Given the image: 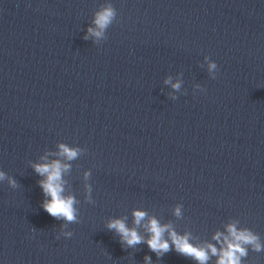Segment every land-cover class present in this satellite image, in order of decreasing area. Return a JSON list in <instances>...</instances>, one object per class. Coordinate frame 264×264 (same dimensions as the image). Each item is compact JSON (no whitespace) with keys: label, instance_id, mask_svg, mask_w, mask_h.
I'll return each mask as SVG.
<instances>
[{"label":"clouds","instance_id":"1","mask_svg":"<svg viewBox=\"0 0 264 264\" xmlns=\"http://www.w3.org/2000/svg\"><path fill=\"white\" fill-rule=\"evenodd\" d=\"M116 9L111 5L101 8L94 14L93 23L95 28L89 27L84 39H88L89 35L96 38H102L104 31L112 25L116 19ZM208 59V57H205ZM217 64L215 62L209 63V71L215 70ZM165 83H170V79ZM172 87L179 90L180 83L172 84ZM59 153L57 155L65 157L67 160H73L77 157L79 149L69 148L65 144H59ZM33 169L37 174L44 177L39 181V185L47 199L43 202V210L51 217L58 221H65L61 228L66 227L67 224L78 223V212L74 207L76 200L73 196L64 195V187L62 174L67 171L69 165L61 163L59 160H54L50 163L33 164ZM87 176V173H86ZM8 179L9 185L13 188L18 187L17 182L11 177H6L3 171H0V181ZM147 213L140 210L133 211V223L136 226H141V222L145 220ZM175 215H180V208L175 209ZM145 230L149 233V238L145 240L136 230L135 227L129 228L123 219H112L108 222L107 228L114 230L121 238V244H126L128 247H134L140 243H146L149 249L155 252L158 256L171 250H175L184 255L190 256L197 260L199 264H206L209 259V252L212 255H218L217 264H241V257L247 256V247L252 246L253 250L260 252L264 250V245H261L259 237L253 234L250 230H237L235 225H228L227 231L229 236L224 237V247L217 250L211 244L206 247H197L189 242L187 235L180 236L170 224L161 225L155 218H150L146 224L143 225ZM165 232L168 233L171 245L168 239L164 238ZM73 235L72 231H63L58 236L69 238ZM221 234L217 233L214 239H220ZM146 264H150V257H145Z\"/></svg>","mask_w":264,"mask_h":264}]
</instances>
